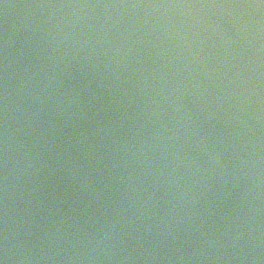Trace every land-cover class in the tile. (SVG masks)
Here are the masks:
<instances>
[{
    "label": "water",
    "instance_id": "95a60500",
    "mask_svg": "<svg viewBox=\"0 0 264 264\" xmlns=\"http://www.w3.org/2000/svg\"><path fill=\"white\" fill-rule=\"evenodd\" d=\"M222 3L0 0L9 264H264V29L148 7Z\"/></svg>",
    "mask_w": 264,
    "mask_h": 264
},
{
    "label": "clouds",
    "instance_id": "9594fccd",
    "mask_svg": "<svg viewBox=\"0 0 264 264\" xmlns=\"http://www.w3.org/2000/svg\"><path fill=\"white\" fill-rule=\"evenodd\" d=\"M79 7V6H78ZM133 7H136L133 5ZM148 7H182V8H219L233 10L230 13V24L232 29L236 33L251 32L253 28V17H257L255 26L257 28L264 29V0H259V3H222V4H201V5H149ZM254 10V11H253ZM7 95H5V116L7 113ZM7 119L5 118V124ZM7 129H5L4 135V166L7 171L8 156H7ZM5 181H7V175H5ZM5 199H7V183H5ZM7 216V213H5ZM12 246L10 244L9 232L7 227V221L5 222L3 244L0 247V264H9L10 252Z\"/></svg>",
    "mask_w": 264,
    "mask_h": 264
}]
</instances>
